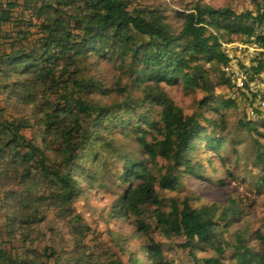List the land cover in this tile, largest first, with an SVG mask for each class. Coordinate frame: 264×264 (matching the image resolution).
Wrapping results in <instances>:
<instances>
[{"label": "trees", "instance_id": "16d2710c", "mask_svg": "<svg viewBox=\"0 0 264 264\" xmlns=\"http://www.w3.org/2000/svg\"><path fill=\"white\" fill-rule=\"evenodd\" d=\"M141 1L0 0V264H125L112 247L123 251L128 239L139 246L126 264H264V233L248 236L253 246L243 233L228 237L241 215L234 202L194 209L165 197L185 179L225 187L206 173L219 162L236 181L247 156L254 191L264 193V112L237 130L226 119L238 106L236 74L264 104V6L238 12L196 0L172 12L176 27ZM237 43L255 48L247 67L228 53ZM98 61L116 66L113 87L90 75ZM123 76L141 96L122 89ZM216 85L232 97L218 99ZM161 86L200 94L195 111L185 114ZM92 191L116 197L109 217L133 218L126 238L103 241L85 224L76 203ZM49 212L62 237L41 233L58 225Z\"/></svg>", "mask_w": 264, "mask_h": 264}, {"label": "rangeland", "instance_id": "374dc122", "mask_svg": "<svg viewBox=\"0 0 264 264\" xmlns=\"http://www.w3.org/2000/svg\"><path fill=\"white\" fill-rule=\"evenodd\" d=\"M196 0H143L141 3L144 6L161 7L167 12V16L170 21L176 27L179 26L176 15L173 11H183V6L190 3H194ZM203 3L212 6L213 8H228L235 11L242 10H253L256 6H264V0H202ZM228 53L231 58H236L234 62L239 61L244 67L248 66V60L255 56L256 51L254 47H246L242 43L229 45L227 47ZM94 70L90 73L94 77L98 78L105 87H113V84L118 76L116 66L107 61H98L95 66L92 67ZM239 69V68H238ZM235 71H238L236 67ZM211 78L215 84H217V76L214 72L210 73ZM122 89L130 92V96H141L142 88L135 85L132 81L128 80L126 76L121 77ZM140 79V78H138ZM162 90L168 95L173 103L179 107L185 114H190L195 111V103L200 98V94L192 92L186 89L184 86H177L168 88L161 86ZM258 87V82L249 84L251 91ZM240 92L243 96L240 95ZM115 94V93H114ZM116 95V94H115ZM215 95L217 98L232 97V91H229L226 87L216 85ZM249 93L245 89L239 90L237 93L238 106L229 110L226 113L227 122L231 130H237L239 120H258V114L256 110L264 112V104L257 101L251 102L249 99ZM101 98V97H100ZM111 99V97L109 98ZM104 102L106 100L101 99ZM206 117L216 120L218 117L206 115ZM259 133L264 134V130L260 129ZM243 135V134H240ZM260 143L264 146V135L258 138ZM250 151L246 150V154ZM248 160L244 161L241 165L234 168V174L236 181H232L233 177H229L225 173L219 162H216L213 172L208 171L206 177L212 181L217 178L225 180V187H219L218 185L209 182L207 179H185L181 192H172L165 195L166 198H177V200H187L190 206L194 209H199L202 206H215L219 210H223L228 206V201L234 202L235 210L241 213L238 223H236L228 231V237H233L235 234L243 233L246 236V240L249 245L253 246V242H249L248 236L255 232L260 231L264 233V193H257L253 188V182L256 179L257 170L251 167L250 157L247 156ZM217 172L220 175H215ZM116 197L112 195L103 194V192L92 191L88 193L85 198H81L76 203L78 214L83 218L85 224L90 228L91 231L95 232L99 238L103 241H109L110 236H117V238L124 239L133 229V218H111L109 217L110 204L114 202ZM148 216V213L145 215ZM2 215L0 214V227L2 226ZM49 224L52 222L58 225H52L47 228L42 226L40 231L44 235L50 238L57 234L60 228H62V222L59 217L56 216L55 212H49ZM66 232V231H65ZM62 237V236H61ZM137 237V236H135ZM160 235L155 236L156 240H161L163 244L169 247L175 246L178 242L176 239H162ZM227 238V237H226ZM0 240H6L4 231L0 228ZM123 245V243H122ZM139 246L138 241H132L128 239L124 242L122 247L123 251L117 250L118 248L112 247L114 252L117 254L119 259L126 264L127 251H133V249ZM202 256L210 257L212 253H202ZM230 254L228 253L223 257L224 260L228 259Z\"/></svg>", "mask_w": 264, "mask_h": 264}, {"label": "built area", "instance_id": "2783aa9c", "mask_svg": "<svg viewBox=\"0 0 264 264\" xmlns=\"http://www.w3.org/2000/svg\"><path fill=\"white\" fill-rule=\"evenodd\" d=\"M242 75L236 74V78L233 80L234 84L236 85L237 88L242 89Z\"/></svg>", "mask_w": 264, "mask_h": 264}]
</instances>
